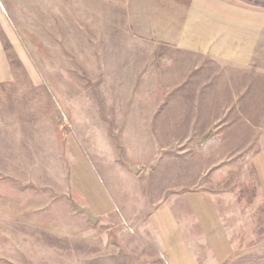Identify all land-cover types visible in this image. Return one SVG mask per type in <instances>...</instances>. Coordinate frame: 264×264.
Segmentation results:
<instances>
[{"label":"rangeland","instance_id":"obj_1","mask_svg":"<svg viewBox=\"0 0 264 264\" xmlns=\"http://www.w3.org/2000/svg\"><path fill=\"white\" fill-rule=\"evenodd\" d=\"M220 1L261 18L247 64L166 39L190 0H0V264L189 263L202 192L264 264V0Z\"/></svg>","mask_w":264,"mask_h":264},{"label":"crops","instance_id":"obj_2","mask_svg":"<svg viewBox=\"0 0 264 264\" xmlns=\"http://www.w3.org/2000/svg\"><path fill=\"white\" fill-rule=\"evenodd\" d=\"M102 1L122 4L129 2V0ZM67 6L70 13V0H67ZM236 9L220 0H190L191 28L184 32L190 44H183L182 37L180 39L182 28L181 30L175 28L173 31L168 28L165 31L166 39L176 48L202 51L237 64H247L254 58L262 21L261 18L257 20L255 16L248 18L245 10ZM202 193H197L195 202L190 204L196 211L198 227L197 233L191 229L189 234L195 233L200 239L203 236L207 243L200 242L199 247L210 249L192 250L191 260L186 264H229L236 257L246 256L245 244L254 236L247 233L246 215L241 218L245 212L242 206L245 208L247 205L230 204L224 202L225 200L220 201L214 194ZM202 197H208L210 201L201 202ZM261 203L262 199L252 204V207H259ZM178 255L181 256V253Z\"/></svg>","mask_w":264,"mask_h":264}]
</instances>
